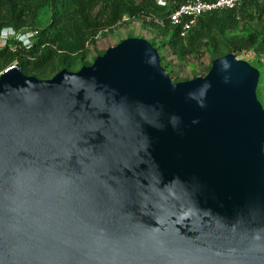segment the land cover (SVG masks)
I'll list each match as a JSON object with an SVG mask.
<instances>
[{
    "label": "water",
    "instance_id": "95a60500",
    "mask_svg": "<svg viewBox=\"0 0 264 264\" xmlns=\"http://www.w3.org/2000/svg\"><path fill=\"white\" fill-rule=\"evenodd\" d=\"M259 71L174 81L127 37L50 78L0 73V264H264Z\"/></svg>",
    "mask_w": 264,
    "mask_h": 264
},
{
    "label": "rangeland",
    "instance_id": "374dc122",
    "mask_svg": "<svg viewBox=\"0 0 264 264\" xmlns=\"http://www.w3.org/2000/svg\"><path fill=\"white\" fill-rule=\"evenodd\" d=\"M8 0H1L0 17L7 19V12H11ZM45 0H12L14 12L22 9L19 22L16 25L3 26L0 36L9 35L7 45L11 50H16L19 42V34L34 21L44 24L47 22L48 8L44 5ZM150 17L124 16L113 26L89 34L79 58L69 70H78L81 66L90 65L93 60L104 51L127 37H142L151 42L158 49L161 65L174 81L188 80L197 76L205 75L211 67L212 61L226 53H233L238 59L247 61L259 71V80L256 95L264 108V43L254 49L241 51L233 50V45L241 41L248 32L258 31L264 34V0H245L236 13V23L233 28H227L223 33L215 29L196 44L193 50L184 46L182 55L174 53L170 44L169 30H162L151 22ZM153 21V20H152ZM18 39V40H17ZM15 40V41H14ZM21 42V41H20ZM26 46L28 44H25ZM1 46V45H0ZM180 51V50H178ZM6 54L0 56V72L10 65H17L18 61L7 62ZM39 68L26 71V74L38 78H50L58 70L65 67L57 57L46 60ZM19 67V66H18Z\"/></svg>",
    "mask_w": 264,
    "mask_h": 264
},
{
    "label": "trees",
    "instance_id": "16d2710c",
    "mask_svg": "<svg viewBox=\"0 0 264 264\" xmlns=\"http://www.w3.org/2000/svg\"><path fill=\"white\" fill-rule=\"evenodd\" d=\"M7 2L12 11L7 12V19L0 17V29L3 26L16 25L22 14V9L18 13L14 12L15 5L12 0ZM44 5L48 8L47 22L41 24L36 20L26 26L38 31L36 39L28 48L20 42L16 43L18 45L16 50H11L7 44L0 46V56L6 54L7 57L3 67L7 62L16 60L19 69L26 74V71L45 64L46 60L57 57L68 69L79 58L89 34L113 26L124 16L152 18L159 9L156 0H45ZM239 6L201 15L184 37L179 35V26H171L168 22L160 29L169 30V44L173 52L181 56L184 46L195 50L196 44L210 35L212 30L223 33L227 28H233ZM1 9L0 5V13ZM151 22L159 27L152 19ZM263 43L264 34L250 31L232 48L240 53L261 46Z\"/></svg>",
    "mask_w": 264,
    "mask_h": 264
},
{
    "label": "built area",
    "instance_id": "2783aa9c",
    "mask_svg": "<svg viewBox=\"0 0 264 264\" xmlns=\"http://www.w3.org/2000/svg\"><path fill=\"white\" fill-rule=\"evenodd\" d=\"M159 9L152 16V20L159 26L164 27L168 22L171 26H179V35L186 36L187 32L195 25L201 15L238 7L244 0H156ZM38 31L35 28H25L20 32L19 42L29 47L36 39ZM9 35L0 36V45H6ZM25 44H28L27 46ZM158 50V49H157ZM161 55V54H159ZM162 64V63H161ZM19 67L10 65L7 68ZM5 68V69H7ZM4 69V70H5ZM2 70L1 72H3ZM0 72V73H1Z\"/></svg>",
    "mask_w": 264,
    "mask_h": 264
}]
</instances>
